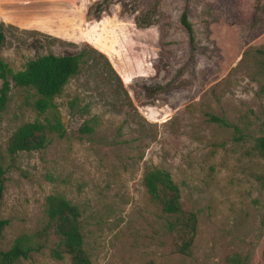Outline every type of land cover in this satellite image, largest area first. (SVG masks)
Wrapping results in <instances>:
<instances>
[{
  "label": "rangeland",
  "instance_id": "obj_1",
  "mask_svg": "<svg viewBox=\"0 0 264 264\" xmlns=\"http://www.w3.org/2000/svg\"><path fill=\"white\" fill-rule=\"evenodd\" d=\"M98 1L0 0V57L13 69L51 52L88 55L55 100L63 138L11 157L9 137L36 114L15 87L0 115V219L9 220L1 248L38 229L45 198L59 193L82 211L94 264H223L235 252L264 264V156L255 149L264 133V0H111L99 19L87 16ZM85 122L94 132L80 135ZM152 168L169 170L184 208L198 213L190 256L173 251L166 215L143 185ZM18 264L71 261L46 249Z\"/></svg>",
  "mask_w": 264,
  "mask_h": 264
},
{
  "label": "trees",
  "instance_id": "obj_2",
  "mask_svg": "<svg viewBox=\"0 0 264 264\" xmlns=\"http://www.w3.org/2000/svg\"><path fill=\"white\" fill-rule=\"evenodd\" d=\"M259 1L256 0V4ZM110 3L111 0L98 1L87 16L93 14L94 18L99 19ZM181 23L189 36L193 52L195 36L187 7L182 13ZM4 36L3 29H0V47ZM191 57L193 58V53ZM87 64L88 55L85 51L62 55L47 53L27 60L20 70L13 69L0 57V115L6 111L15 87L24 91L21 104L36 114L33 120L18 125L9 137L6 150L11 157L21 152L46 149L54 138L65 136L66 126L55 100L68 83L83 72ZM162 89V86L148 88L152 94ZM211 119L222 126L234 128L237 133L239 131L237 126L222 117L212 116ZM93 132L94 127L88 122L78 130L80 135ZM255 149L264 156V133L256 138ZM2 176L3 168L0 165V202L4 196ZM143 185L166 215L165 229L173 240V251L190 256L198 233V213L184 208L179 184L169 170L152 168L144 173ZM44 217L45 220L38 229L18 235L8 249L0 246V264H18L22 259H28L34 253L46 249L56 260H63L68 256L71 264H94L86 247L82 211L77 204L62 194H49L45 198ZM8 224V219H0V240ZM223 264H248V261L241 253L235 252L228 254Z\"/></svg>",
  "mask_w": 264,
  "mask_h": 264
}]
</instances>
